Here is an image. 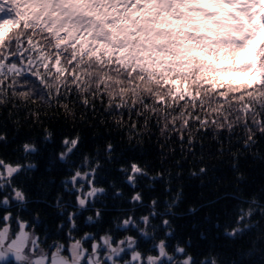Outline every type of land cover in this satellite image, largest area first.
Here are the masks:
<instances>
[{"label": "trees", "instance_id": "obj_1", "mask_svg": "<svg viewBox=\"0 0 264 264\" xmlns=\"http://www.w3.org/2000/svg\"><path fill=\"white\" fill-rule=\"evenodd\" d=\"M12 79L9 76L0 89L7 88ZM15 87V94L11 88L0 90V160L20 169L13 177L0 180V228L7 222L15 227L19 219L42 247L54 242L67 246L72 223L68 215L74 213L76 227L71 236L75 239L85 233L95 238L132 236L142 256L155 255V245L163 240L169 255L178 256L175 250L179 246L184 249L180 255L191 257L192 264H212L213 260L216 264H264V135L253 125L254 120L264 121V97L245 95L240 100L241 93L229 94L231 107L223 103V114L208 115L207 127L197 131L198 125L190 121L191 126L183 129L181 118L176 130L169 124L162 133L166 120L161 119L158 126L157 115L150 112L138 116L126 109L106 110L107 97L102 104L89 96L85 106L75 89L69 95L62 87L59 97L53 90L50 98L41 99L20 95L28 91L22 81ZM245 103L252 111H242ZM169 111L176 115L180 108ZM196 112L205 116L199 108ZM145 116L149 117L147 123ZM213 119L224 127L211 123ZM249 135L252 141H248ZM73 139H77L74 148ZM25 144L34 145L35 151L26 152ZM61 153H66L63 160ZM132 164L143 171L132 174ZM77 171L92 187L104 189L103 193L86 198L78 181L73 186ZM129 174L134 176L135 186L128 182ZM14 188L23 193L24 201L13 198ZM137 193L141 199L133 201ZM77 195L86 198L83 208ZM6 197L8 205L2 203ZM250 209L251 216H244L238 224ZM153 212L156 214L150 215ZM9 213L11 218L5 222L3 216ZM89 216L94 218L91 223ZM129 216L137 222L149 216L150 224L139 226L151 235L140 236L131 225L118 228ZM164 220L169 221L168 226ZM237 227L244 230L226 235ZM90 242L83 243L89 250Z\"/></svg>", "mask_w": 264, "mask_h": 264}, {"label": "snow or ice", "instance_id": "obj_2", "mask_svg": "<svg viewBox=\"0 0 264 264\" xmlns=\"http://www.w3.org/2000/svg\"><path fill=\"white\" fill-rule=\"evenodd\" d=\"M9 76L13 79L7 88L14 94L21 81L28 91L20 95L31 94L41 99L50 98L53 90L59 97L62 87L69 95L75 89L85 106L89 105V96L102 104L107 97L106 110L157 115L158 126L161 119L167 121L162 133L169 124L176 130V121L181 118V128L188 129L192 121L199 131L207 127L208 115L223 114V103H229V94L241 93L240 100L245 95L252 99L264 97V0H0V86L5 85ZM7 88L0 90L6 92ZM213 104L220 107H212ZM261 107L264 109V104ZM176 108L180 111L172 115L169 110ZM197 108L205 113L203 118ZM242 111L252 110L245 103ZM148 119L145 116L146 123ZM211 123L224 127L216 119ZM253 125L264 135V121L254 120ZM245 127L251 133V128ZM227 128L231 131L232 124L228 123ZM179 138L183 142L182 133ZM252 140L249 135L248 141ZM188 143H192L191 137ZM71 145L74 148L77 139ZM111 148L109 144V151ZM24 149L35 151L28 144ZM65 156L61 153L62 160ZM0 166V180L5 172L11 178L20 170L3 160ZM142 171L136 164L131 165L132 174ZM132 174L127 179L135 186ZM80 176L77 171L72 177L74 187ZM13 191L15 200H25L21 191ZM103 191L92 187L86 198ZM86 198L77 195L81 208L86 205ZM140 199L139 193L132 197L133 201ZM2 203L8 205V198ZM251 214L250 209L237 223ZM74 215H68L72 223L67 247L54 242L48 249H40L36 259L32 255L40 241L25 231V222L17 219V232H10L7 226L0 228V261L11 254L17 262L45 264L49 252L50 264H82L85 258L86 264H133L142 260V254L134 247L137 240L132 236L116 241L105 234L99 237L102 244L91 233L73 238ZM99 217L97 210L96 219ZM10 218V213L3 216L5 222ZM87 220L91 223L94 218L89 216ZM140 223L149 225V216L141 217L140 222L129 216L117 227L131 225L142 236L149 237L151 233ZM163 224L168 226L169 221L164 220ZM247 227L250 225L245 224ZM243 230L237 227L226 235L234 236ZM89 239L91 253L83 247ZM155 247L158 255H148L145 264H164L163 257H167L168 264H177L167 253L163 240ZM101 249H106L102 257ZM128 250L131 258L126 260L122 253ZM65 251L67 256L62 254ZM175 251L183 253L184 249L177 246ZM179 264H192V258Z\"/></svg>", "mask_w": 264, "mask_h": 264}, {"label": "rangeland", "instance_id": "obj_3", "mask_svg": "<svg viewBox=\"0 0 264 264\" xmlns=\"http://www.w3.org/2000/svg\"><path fill=\"white\" fill-rule=\"evenodd\" d=\"M247 58H248V57H245V59H247ZM0 171H3L2 166H0ZM80 173H81V172H80ZM5 176H7L6 172L4 173V177H5ZM77 181L79 182V184H77L78 188H79V189L81 190V192H82L83 194H85V196H86L87 192H89V191L91 190L92 186L90 185V183H89L87 180L84 179L82 173H81V176L77 178ZM16 225H17V224H16ZM5 226H7V227L10 228V232H17V231H19L18 225L15 226V227H13L14 224H10L9 222H7L3 227H5ZM3 227H2V228H3ZM25 231H27V232L29 233L30 236H33V235H34V233H33L31 230H29V229L27 230V229L25 228ZM139 235L142 236L141 233H140ZM34 237L37 238L35 235H34ZM125 237H126V236H125ZM121 239H124V237L121 238ZM121 239H115V238H114V240H116V241H119V240H121ZM96 240H97V242H99V243L102 244V241H99V238H96ZM91 243H92V240H91V242H90V246H91ZM67 245H68V244H67ZM29 247H30V245H29ZM65 247H67V246H65ZM83 247L86 248V246H84V245H83ZM40 249H48V248H44V247H42L40 244H38V248H37L35 254L32 255V259H36V258L39 257V255H40ZM86 249H87V248H86ZM87 250H88L89 253H91V249H90V250L87 249ZM26 251H27V249H26ZM104 251H106V249H101V251H100V256H101V257L103 256V252H104ZM65 252H66V251H65ZM178 254H179L178 256L174 257V258L177 259V264H179V262L183 261L184 259L188 258L186 255H180V254H183V253H178ZM49 255H50V252H49ZM63 255L67 256L68 253L66 252V254H63ZM157 255H158V252H157L155 255H153V256H157ZM122 256H123V258L126 259V260H127V259H130V258H131V250H128L126 253H122ZM147 256H148V255H146V256H142V260H141V261H138V262H137V261H133V264H145V259H146ZM48 260H49V259H48ZM48 260H46L45 264H48ZM161 260L164 261V264H168L167 257H163V258H161ZM8 264H17V263H12V262H10V263H8ZM82 264H86V258H85L84 261H82ZM108 264H111V262H108Z\"/></svg>", "mask_w": 264, "mask_h": 264}, {"label": "water", "instance_id": "obj_4", "mask_svg": "<svg viewBox=\"0 0 264 264\" xmlns=\"http://www.w3.org/2000/svg\"><path fill=\"white\" fill-rule=\"evenodd\" d=\"M8 262H14V263H17V264H24V262H17V261H15L14 257H12L11 254H9V256H8V258L6 260L0 261V264H7ZM48 264H50V255H49V262H48Z\"/></svg>", "mask_w": 264, "mask_h": 264}, {"label": "clouds", "instance_id": "obj_5", "mask_svg": "<svg viewBox=\"0 0 264 264\" xmlns=\"http://www.w3.org/2000/svg\"><path fill=\"white\" fill-rule=\"evenodd\" d=\"M28 145H30V144H28ZM30 146H31L32 149H35V146L34 145H30Z\"/></svg>", "mask_w": 264, "mask_h": 264}, {"label": "flooded vegetation", "instance_id": "obj_6", "mask_svg": "<svg viewBox=\"0 0 264 264\" xmlns=\"http://www.w3.org/2000/svg\"><path fill=\"white\" fill-rule=\"evenodd\" d=\"M8 263H10V262H8ZM8 263H7V264H8ZM12 263H14V262H12Z\"/></svg>", "mask_w": 264, "mask_h": 264}]
</instances>
